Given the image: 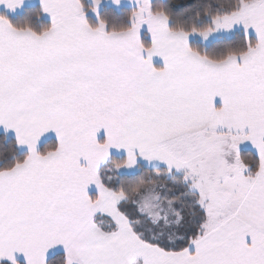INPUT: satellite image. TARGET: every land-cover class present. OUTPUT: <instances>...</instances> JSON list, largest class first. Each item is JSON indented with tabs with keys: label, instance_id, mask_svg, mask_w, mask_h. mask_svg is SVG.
<instances>
[{
	"label": "snow or ice",
	"instance_id": "6c2138e0",
	"mask_svg": "<svg viewBox=\"0 0 264 264\" xmlns=\"http://www.w3.org/2000/svg\"><path fill=\"white\" fill-rule=\"evenodd\" d=\"M0 0V264H264V0Z\"/></svg>",
	"mask_w": 264,
	"mask_h": 264
},
{
	"label": "crops",
	"instance_id": "0c3cea01",
	"mask_svg": "<svg viewBox=\"0 0 264 264\" xmlns=\"http://www.w3.org/2000/svg\"><path fill=\"white\" fill-rule=\"evenodd\" d=\"M36 0H28V4L27 6H35ZM0 13H3L5 15L9 16H15L18 14H21V12L18 10L16 13H12V12H8L6 9H4L3 7H0Z\"/></svg>",
	"mask_w": 264,
	"mask_h": 264
},
{
	"label": "trees",
	"instance_id": "16d2710c",
	"mask_svg": "<svg viewBox=\"0 0 264 264\" xmlns=\"http://www.w3.org/2000/svg\"><path fill=\"white\" fill-rule=\"evenodd\" d=\"M31 7H34V6H29V8ZM10 20H12L13 23H16L17 21L21 20L23 18V14H18V15H15V16H9L8 17Z\"/></svg>",
	"mask_w": 264,
	"mask_h": 264
}]
</instances>
